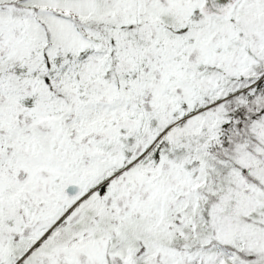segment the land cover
Masks as SVG:
<instances>
[{
  "label": "snow or ice",
  "instance_id": "snow-or-ice-1",
  "mask_svg": "<svg viewBox=\"0 0 264 264\" xmlns=\"http://www.w3.org/2000/svg\"><path fill=\"white\" fill-rule=\"evenodd\" d=\"M0 264H264V0H0Z\"/></svg>",
  "mask_w": 264,
  "mask_h": 264
}]
</instances>
